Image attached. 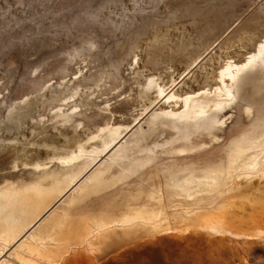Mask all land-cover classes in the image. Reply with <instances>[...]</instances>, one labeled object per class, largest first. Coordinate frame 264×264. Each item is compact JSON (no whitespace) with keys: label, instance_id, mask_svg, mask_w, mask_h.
<instances>
[{"label":"rangeland","instance_id":"obj_1","mask_svg":"<svg viewBox=\"0 0 264 264\" xmlns=\"http://www.w3.org/2000/svg\"><path fill=\"white\" fill-rule=\"evenodd\" d=\"M263 41L264 0H0V189L23 187L55 202L62 188L94 166L83 189L99 184L104 171L96 168L111 162L96 165L94 150L73 169L52 157L69 155L103 126L126 129L140 120L114 147L124 152L107 154L115 159L112 165L126 158L114 177L120 189L124 183L126 196L139 194L129 211L171 209L183 200L172 196L177 190L171 183L184 178L186 168L200 173L208 165L228 168L239 146L264 133V69L244 77L216 137L189 133L187 140L177 129L152 121L148 112L157 96L149 93L148 82L155 78L169 89L178 79L179 96L212 88L228 62L244 63ZM70 96L74 99L67 102ZM168 106L181 108L175 102ZM58 112L76 115L62 121L55 118ZM192 147L193 154L180 152ZM236 156L234 164L240 162ZM253 188L219 197L218 207L207 213L209 223L194 224L178 214L171 228L113 227L90 242L85 234L66 232L72 224L59 225L61 230L57 225L55 240L71 236V246H50L56 247L50 264H105L101 252L115 234L138 236L140 263L135 264H174L180 255L188 264H264V195L252 194ZM43 257L33 253L21 264H48ZM128 257L131 261L132 254Z\"/></svg>","mask_w":264,"mask_h":264},{"label":"bare ground","instance_id":"obj_2","mask_svg":"<svg viewBox=\"0 0 264 264\" xmlns=\"http://www.w3.org/2000/svg\"><path fill=\"white\" fill-rule=\"evenodd\" d=\"M257 68L264 69V41L258 46L255 52L249 54L244 63L237 64L235 62H228L220 71V83L214 85L212 88L204 87L179 96L176 94V90L180 87L181 81L173 79L170 88L165 89V86L158 83L157 79L152 78L148 82L147 89L149 93H154L157 96V104L148 113L152 112V121H160L165 125L177 129L184 136V139L189 140V133L195 135L201 132L216 137L213 135L214 130L217 126L225 124L224 116L229 113L227 112V107L238 99V93L244 77L255 72L254 70ZM69 98L67 102L72 101L74 96H70ZM172 102H175L176 105L180 104L181 108L174 110L170 106L165 107L166 104L170 105ZM75 115L76 112H58L55 118L62 121H71ZM139 122L140 120L126 129H123L121 127L122 125L103 126L97 134L91 137L89 142L86 144L80 143L78 148L72 149L69 155L54 156L51 161L73 169L79 159L93 154H91V151L87 152L89 149L95 152L93 155L98 159L96 165L109 160L111 162L115 161V159H111L108 155L111 151L117 152L119 150L114 147L119 145L135 129L134 127ZM251 142H245L236 149L232 155V165L228 168L208 165L207 170L203 173L193 168L189 170L186 168V176L182 179L179 178L175 186L174 183H171L173 184V188L176 187L177 190L172 196L183 198L182 201L179 199V202H175L176 204L171 209L163 207L147 213H144L141 209L134 210L128 212L124 217L113 219L114 221L110 223L105 222L102 218L82 217L75 223H72V227L66 232H71L76 235L80 233L78 236H84L85 234L84 241L90 242L93 239H97L98 236H101L99 235L100 232H104L113 227L132 229L135 226L145 225L159 229L164 224H172V216H176L175 218H177L178 214L190 216L188 221H193L196 224L199 221H206V217H208L207 213L212 212L213 209L218 207L216 206L218 202L216 200L219 197L223 198L228 195L233 196V198L237 197V194L244 189L250 188V185H254L252 194L259 193L264 195V133ZM195 149L194 147L185 148L181 149L180 152L193 154ZM123 152L124 149L120 150V153L117 152V154ZM236 155L240 158L238 164L233 163ZM93 168L71 186L62 188V194L59 193L60 197L55 202L46 201L45 199L41 200L39 192L35 193L31 190H23V187L15 186L0 189V264H21L22 261L27 260L29 255L33 253L35 256L39 255L40 258L41 256L48 258V264L56 260H52L51 258H55L52 256L54 255L53 249L56 247L61 248L60 244L64 242L69 243L71 240V236L69 238L62 237L63 239L61 238V240H55L52 230L57 225L62 226L63 215L65 214L64 209H59L58 206L60 204L65 205L66 202L71 205L77 200L83 193V190L85 191L83 189L84 184L89 181V176L93 172ZM160 194L162 196V192ZM170 194L169 196H171ZM155 198L157 199V197ZM187 198L190 201L188 203H186ZM168 199L171 200L170 197ZM160 200L164 202L166 197L163 199L160 198ZM223 205H226V202ZM182 215L179 217L182 218ZM210 220H213V217ZM186 221L183 220L184 224ZM86 224L88 231L83 232ZM190 226L194 225L191 224ZM194 229L196 228L194 227ZM50 246L56 247L49 248ZM64 259L66 258L64 257ZM31 260H34V258Z\"/></svg>","mask_w":264,"mask_h":264},{"label":"crops","instance_id":"obj_3","mask_svg":"<svg viewBox=\"0 0 264 264\" xmlns=\"http://www.w3.org/2000/svg\"><path fill=\"white\" fill-rule=\"evenodd\" d=\"M125 159L126 158L113 165L110 161L111 164L108 167H105L106 164H104V166H98L96 168H101V170L104 171L102 182L99 184H94L90 187L88 186L83 193L84 195L79 196L81 198L78 197L70 207L64 209L65 214L63 215L62 226H70L72 223H75L82 217L118 218L124 217L126 214H128V212H131L129 211V208H133L139 202V194L132 193L130 195L131 197L126 196L124 194V183L120 189L119 182H117V179L114 177V174L116 173L114 172V169L117 166L124 164L126 161ZM104 200L108 201V203L105 204ZM125 208L128 211H125ZM58 228L61 230L63 227L58 225ZM121 232V230H116V233L118 234ZM112 237L113 244L109 248L104 247V251L101 252V256H106L105 260L101 262L105 264H127L128 262L131 264H135L137 262L140 263L139 248L141 244L139 242L138 236L132 237L131 240L122 238L116 234ZM175 245L179 248L185 247L184 242L177 241ZM129 254H132L131 261L128 257ZM113 255H115L114 258ZM142 263L148 264L147 262ZM174 264H188L187 258L184 257V255H180V260Z\"/></svg>","mask_w":264,"mask_h":264}]
</instances>
